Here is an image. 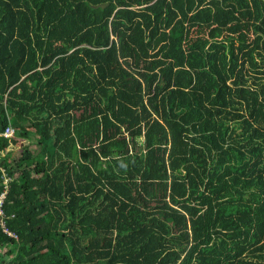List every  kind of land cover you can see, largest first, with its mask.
<instances>
[{"label": "trees", "instance_id": "16d2710c", "mask_svg": "<svg viewBox=\"0 0 264 264\" xmlns=\"http://www.w3.org/2000/svg\"><path fill=\"white\" fill-rule=\"evenodd\" d=\"M8 122L0 263L264 264V0H0Z\"/></svg>", "mask_w": 264, "mask_h": 264}, {"label": "built area", "instance_id": "2783aa9c", "mask_svg": "<svg viewBox=\"0 0 264 264\" xmlns=\"http://www.w3.org/2000/svg\"><path fill=\"white\" fill-rule=\"evenodd\" d=\"M13 133V128L10 125V123H6L2 129H0V135L7 137L10 136ZM0 169L2 170V167H0ZM3 173V172H2ZM4 174V173H3ZM8 179L7 176L3 177V188L0 190V230L7 234L8 236H11L13 238L17 237V234L15 231H13L12 229L8 228L4 222V213L2 211V207H1V203H2V199L4 196V192H5V187H6V180Z\"/></svg>", "mask_w": 264, "mask_h": 264}, {"label": "water", "instance_id": "95a60500", "mask_svg": "<svg viewBox=\"0 0 264 264\" xmlns=\"http://www.w3.org/2000/svg\"><path fill=\"white\" fill-rule=\"evenodd\" d=\"M107 2H101V3H98V4H93L94 6H96V5H99V6H103V5H105ZM0 264H2V263H0Z\"/></svg>", "mask_w": 264, "mask_h": 264}, {"label": "rangeland", "instance_id": "374dc122", "mask_svg": "<svg viewBox=\"0 0 264 264\" xmlns=\"http://www.w3.org/2000/svg\"><path fill=\"white\" fill-rule=\"evenodd\" d=\"M30 146L32 147V149H34V148H36V147H37V145H36V143H35V142H32Z\"/></svg>", "mask_w": 264, "mask_h": 264}]
</instances>
